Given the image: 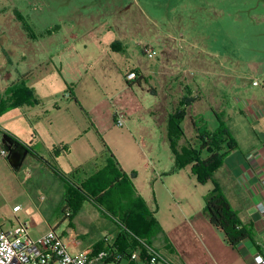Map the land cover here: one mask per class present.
Listing matches in <instances>:
<instances>
[{
    "label": "rangeland",
    "instance_id": "1",
    "mask_svg": "<svg viewBox=\"0 0 264 264\" xmlns=\"http://www.w3.org/2000/svg\"><path fill=\"white\" fill-rule=\"evenodd\" d=\"M109 23L111 33L130 36L135 59L153 70L165 48H174L203 59L215 71L237 76L247 90L256 91L259 87L251 80L264 76V0H0V102L8 88L20 83L33 88L40 102L1 115L0 128L47 160L54 157V147L67 146L68 154L55 163L67 175L77 168L91 174L95 164L102 166L113 155L130 170L123 172L138 186L155 217L180 224L182 212L172 207L181 202L163 190L164 179L179 181L183 207L195 211L203 209V196L213 185L199 183L191 169H185L190 166L174 168L166 131L169 116L182 108L178 102L188 92L193 101L202 100L199 106L204 108L218 109L226 100L218 85L213 86L215 81L205 80L199 89L202 79L192 69L181 75L188 84L175 80L172 88L165 86L158 94L151 92L158 85L154 73L140 85L127 87L111 58L101 55L93 42L92 36L100 31L107 37L104 27ZM139 42L150 44L156 56L146 58L136 47ZM217 73L224 79V72ZM182 85L190 86L186 90ZM233 96L225 104L226 113L236 108ZM207 112L215 121L209 108ZM116 113L125 116L123 127L115 126ZM226 116L224 123L231 128L240 117ZM181 129L184 145L194 133L185 118ZM29 161L35 160L27 155L23 168ZM7 164L0 157V224L5 228L17 217L29 225L31 238L48 229L61 234L69 227L90 244L112 235L113 220L87 202L70 226L64 217V188L52 185L42 191L45 200L40 202L32 186L36 179H23V172L9 170ZM35 177L42 175L37 172ZM214 179H219L218 173ZM15 205L21 211L14 215ZM214 233L208 241L202 233L195 239L179 231L177 244L169 240L174 253L163 247L161 236L153 245L174 264H241L221 233Z\"/></svg>",
    "mask_w": 264,
    "mask_h": 264
},
{
    "label": "crops",
    "instance_id": "2",
    "mask_svg": "<svg viewBox=\"0 0 264 264\" xmlns=\"http://www.w3.org/2000/svg\"><path fill=\"white\" fill-rule=\"evenodd\" d=\"M110 26L111 25L109 23L104 27V29L108 30L107 37L106 34L102 35L105 30H103L102 32L100 31L98 35L92 36L93 42L97 46V49L100 51L101 55L103 54L111 58V61L114 62L116 67L121 72L123 79L124 72L127 69L138 70L143 77L142 80H146V75L154 73V80L158 84V89L153 88L151 92L154 94H158L163 88H165V86L172 88L175 80L181 79L182 81L184 79L183 81L188 84V79L186 80V78L181 77V75L192 69L191 71L196 74V77L198 79H202L201 85L198 86L199 89H201V86L205 87V80H212L215 81L213 86L218 85L219 90L222 91L223 97L225 98L226 102L230 99V96L232 97L234 95L233 97H235L236 108H233L232 112L228 111L226 113V102L222 107L220 106V108L218 109L214 107L216 112L222 114L223 120L225 119V114H227V119H232L233 116L236 117V114L240 116L236 117L237 121H234L232 123V128L230 126L228 127L231 135L237 142L238 149L226 156L222 166L216 172L219 174V179H217L216 181L219 183L231 207L237 212L240 220L243 223L250 224L255 233L253 242H251L250 240H244L242 243H240L237 249H234L237 252L240 260L242 261L241 264H253L252 258L257 254L261 255L264 258V218L259 214L256 208L257 203L260 202L264 204V184H262V179L264 178V86L259 87V89H257L256 91L247 90L246 85L244 83H241V81L238 80L237 76L232 75L229 72L226 73L222 70L215 71L213 68L206 65L203 59L200 60L198 57H191V54L183 55L176 52V49L174 48H165V56L162 57V59L158 61L156 65H152V67L154 68L153 70L151 66L143 65L139 59H135L134 49L132 46L133 41L130 40V36L127 34H122L121 32H118V34L111 33V29L113 27ZM114 41H117L120 44V47H122V52H114L110 48V44ZM189 62L190 64H192L191 67L189 65ZM217 72H224V79H219V73ZM26 76L28 75H23V78H26ZM215 76L217 81L215 80ZM169 82H171L170 85L167 84ZM126 86L129 87L127 84ZM189 86L190 85H182L181 88L185 87L187 90ZM202 91L205 92L206 90L202 89ZM199 104H203L202 100L197 102L193 101L191 103V105L187 108V115L185 119H187L190 124L191 117L201 115L208 122L210 129H213L215 127V121L212 120V117L208 115L207 111L209 108V114L212 115V110L214 109L210 107L204 108L202 107V105L199 106ZM36 106H40V102ZM194 106H197V108L196 111L193 112L192 110ZM22 107L30 108L33 106L24 105L19 108ZM116 115L117 113L115 114L114 119ZM210 119L212 122L210 121ZM3 132L6 131L0 128V137ZM29 147H31L30 144ZM68 152L69 150L67 149V152H62L58 157H53L52 155L53 158H51L49 161L55 164L57 158L62 155L68 154ZM27 155L31 156L29 153L24 154L20 166L16 170H14L10 166L7 158L8 154L7 157L4 158V162L8 163L7 166H9V170L12 169L14 171L23 172V179H28V181L30 179H36L35 183L33 181L34 184L32 183V186L39 194L38 196L40 202L42 200H45V196H43L42 191L46 190L47 188H53L52 185H54V187H56L57 189H65V185L33 156L31 157L35 161H29L27 168H23V163L25 162ZM40 165L43 166L44 169H42L41 167L38 169L37 166ZM104 165L105 164H103L102 166ZM102 166L95 164L94 171L91 174H93L95 170ZM119 166L122 171H130L128 168H126L127 166L122 163H120ZM189 168L190 167H186L185 169L187 170ZM37 169L39 171H37ZM37 172L42 175L41 179L35 177ZM91 174L80 172L79 176L85 177ZM135 179H137V177H135ZM46 180H49L50 182H47ZM132 183L137 193L143 198L138 186L134 184V181H132ZM179 187V181L174 179H164L162 183L163 190L168 191L172 195V198H174L176 201L181 202L180 206L179 204L176 205L174 203L175 207L172 208H174L177 212H182V222L180 224H178L176 221H165V223H163L158 215H156V219L159 222L164 234L166 235L168 240H171L173 242V244H177L178 242V238L180 236L179 231L189 233L190 236H193L194 238L195 236H198L199 233H202L209 241L213 236H215L216 233L214 232L219 231L209 223L208 219L203 214V209L195 211L189 207H183V196L181 195ZM210 190L211 187L209 188V191ZM145 203L149 210H151L148 202L145 201ZM70 230L77 235L75 240L76 246L73 250L89 249L92 248L95 242H97L96 240L90 244L86 243L85 241H80L78 233L73 231L71 227H69L67 231L62 232V234L66 235ZM45 232L46 230L42 231L40 234H43ZM113 233L114 232L112 231V235Z\"/></svg>",
    "mask_w": 264,
    "mask_h": 264
},
{
    "label": "trees",
    "instance_id": "3",
    "mask_svg": "<svg viewBox=\"0 0 264 264\" xmlns=\"http://www.w3.org/2000/svg\"><path fill=\"white\" fill-rule=\"evenodd\" d=\"M23 26L27 33L26 24ZM49 34V32H47ZM30 37H33L30 35ZM114 52H122L117 41L110 44ZM136 79L125 83L131 87L139 85L143 77L138 70H134ZM6 99L0 102V116L21 106L39 104L32 88L22 83L14 85L5 91ZM178 102V108L169 116L166 127L167 139L171 151L174 168L182 169L190 166L191 173L196 180L204 184L210 181L212 189L203 197V214L209 223L223 236L224 243L232 248L237 247L244 240L254 241L255 233L250 224L243 223L237 212L231 207L219 183L214 179L215 173L222 166L228 154L238 149L237 142L225 125L222 114L214 110L215 127L210 129L206 119L201 116L190 118L194 136L186 144L181 145L183 139L181 122L187 115V108L193 102L187 94ZM29 154L40 161L54 176L65 185L64 217L71 220L78 214L82 204L87 202L100 214L111 218L115 223L113 228V242L118 250H134L139 245L137 239L154 247L153 241L161 236L163 247L174 253V249L164 234L154 212L149 210L143 198L137 193L130 178L121 170L113 155L109 154L106 164L89 176L80 177L81 169L77 168L71 175L64 174L54 163L45 159L32 150ZM67 146L54 147L53 156L58 157L67 152ZM69 212V215L66 213ZM103 239L92 246L93 251L105 249Z\"/></svg>",
    "mask_w": 264,
    "mask_h": 264
},
{
    "label": "built area",
    "instance_id": "4",
    "mask_svg": "<svg viewBox=\"0 0 264 264\" xmlns=\"http://www.w3.org/2000/svg\"><path fill=\"white\" fill-rule=\"evenodd\" d=\"M137 47L148 59L156 56V50L148 43L139 42ZM124 76L127 81L136 79V74L131 69H127ZM251 84L254 87H263L264 76L262 80L253 78ZM114 124L123 127L125 116L122 113L117 114ZM7 154V150L0 145V157L6 158ZM256 208L264 218V204L259 202ZM20 209L19 205H15L12 208L13 214ZM76 237L71 230L64 235L48 229L45 233L31 238L29 225L15 217V224L8 228L0 224V264H173L169 258L140 239H137L139 246L136 249L121 251L115 246L113 235H108L102 238L105 249L93 251L91 248L73 250ZM252 263L264 264V258L259 254L254 255Z\"/></svg>",
    "mask_w": 264,
    "mask_h": 264
},
{
    "label": "water",
    "instance_id": "5",
    "mask_svg": "<svg viewBox=\"0 0 264 264\" xmlns=\"http://www.w3.org/2000/svg\"><path fill=\"white\" fill-rule=\"evenodd\" d=\"M0 143L2 147L5 148L8 152L7 158H8L9 164L12 166L14 170H16L20 166V163L24 157V154H26L27 152L29 153V149L26 148V146L20 141H18L14 136L10 135L7 132H3V134L1 135ZM18 148L23 149L22 156L18 158L11 157L14 149H18Z\"/></svg>",
    "mask_w": 264,
    "mask_h": 264
},
{
    "label": "flooded vegetation",
    "instance_id": "6",
    "mask_svg": "<svg viewBox=\"0 0 264 264\" xmlns=\"http://www.w3.org/2000/svg\"><path fill=\"white\" fill-rule=\"evenodd\" d=\"M22 154H23V149H19V148L18 149H14V151L12 152L11 157L18 158V157H21Z\"/></svg>",
    "mask_w": 264,
    "mask_h": 264
}]
</instances>
